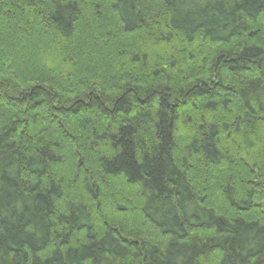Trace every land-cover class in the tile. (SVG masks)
I'll return each instance as SVG.
<instances>
[{
    "label": "trees",
    "instance_id": "trees-1",
    "mask_svg": "<svg viewBox=\"0 0 264 264\" xmlns=\"http://www.w3.org/2000/svg\"><path fill=\"white\" fill-rule=\"evenodd\" d=\"M261 194L264 0H0V264H264Z\"/></svg>",
    "mask_w": 264,
    "mask_h": 264
},
{
    "label": "rangeland",
    "instance_id": "rangeland-1",
    "mask_svg": "<svg viewBox=\"0 0 264 264\" xmlns=\"http://www.w3.org/2000/svg\"><path fill=\"white\" fill-rule=\"evenodd\" d=\"M91 64V63H90ZM258 204L264 208V194H261L260 199L258 200Z\"/></svg>",
    "mask_w": 264,
    "mask_h": 264
}]
</instances>
